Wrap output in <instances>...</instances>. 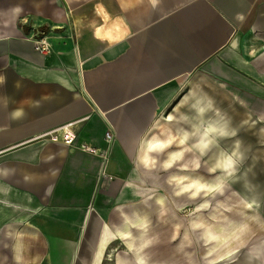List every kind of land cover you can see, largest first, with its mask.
Returning a JSON list of instances; mask_svg holds the SVG:
<instances>
[{"label": "crops", "instance_id": "0c3cea01", "mask_svg": "<svg viewBox=\"0 0 264 264\" xmlns=\"http://www.w3.org/2000/svg\"><path fill=\"white\" fill-rule=\"evenodd\" d=\"M72 3L0 0V264H103L121 230L149 213L144 142L180 128L167 117L191 118L195 98L230 100L264 129V0H99L101 21L75 17L95 29L78 48L64 30ZM42 33L49 54L33 47ZM76 121L77 142L102 155L34 140ZM177 150L153 155H166L162 167Z\"/></svg>", "mask_w": 264, "mask_h": 264}, {"label": "rangeland", "instance_id": "374dc122", "mask_svg": "<svg viewBox=\"0 0 264 264\" xmlns=\"http://www.w3.org/2000/svg\"><path fill=\"white\" fill-rule=\"evenodd\" d=\"M72 1L71 9H77L68 12L64 30L72 35L74 46L78 48L83 47L85 40L94 37L95 29L91 26L77 27L75 17L101 21L92 14L99 0ZM42 34L37 37H42ZM218 105L219 108L214 104L205 119L208 121L219 110L221 116L230 119V127L236 134L221 139L218 147H210L206 155L201 156L206 159L199 161L200 168L188 167L192 172L177 166L164 170L161 162L166 155H159L156 167L148 170L151 189L149 213L141 224L134 225L126 234L117 235L112 247L105 251L103 264H113L112 260L119 257H131L135 261L137 253L133 249L145 239H151V243L140 254L148 258V264H264V129L249 124L246 113L240 114L230 100H220ZM236 119L242 122L235 123ZM165 130L167 128L162 126L154 132ZM237 141L240 142L243 160L223 194L212 192L205 196L203 191L197 197H191L189 193L175 194L178 191L176 185L169 183L174 176H187L205 184H214L216 178L223 174L221 170L210 171L218 150L230 153ZM221 143L226 146H221ZM247 198L256 200L257 205L247 207L250 205ZM202 204L209 206L201 208ZM145 223L146 229L141 227ZM197 223L203 227L193 228L192 225Z\"/></svg>", "mask_w": 264, "mask_h": 264}, {"label": "clouds", "instance_id": "9594fccd", "mask_svg": "<svg viewBox=\"0 0 264 264\" xmlns=\"http://www.w3.org/2000/svg\"><path fill=\"white\" fill-rule=\"evenodd\" d=\"M20 11V9H17ZM126 32L121 33L115 39L118 41L123 39ZM197 117L203 118L206 113L214 108V102L211 98H195L194 103L191 105ZM219 119L205 122L201 119L199 123L191 124L188 127L183 125L189 121V116L185 113H179L178 116L169 115L168 121H177L181 124L180 128L173 130L171 128L163 131L160 135H151L144 142L142 162L144 165L155 167L158 163L159 156L153 155L154 153H163L166 149L171 148L173 145H178L182 150L168 153V159L162 164L165 169L171 168L175 162L183 159L185 153L199 152L200 155H194L190 160L180 164L181 168H188L192 165L194 168H200V156L205 154V151L212 146H219V141L229 136H234L235 130L230 127V119L226 116H220L219 110H216ZM24 115L20 109L14 110L11 113L12 119H20ZM192 141L191 143H189ZM243 160V152L240 150V142L237 141L234 149L229 153L221 151L214 167L210 169L212 172L217 170L222 171V175L216 178L214 184L202 183L199 179H190L187 176H174L169 183H174L178 189L175 193L177 196L189 193L191 197H197L202 191L207 196L209 193L215 192L223 194V191L228 185L230 179L235 176L238 165ZM208 204H202L201 208H207ZM251 207V205H246ZM147 228V224L141 225ZM193 228H202V224H193ZM216 237H212L215 239ZM151 239H145L138 244V247L133 251L137 253L135 264H148V258L140 253L149 246Z\"/></svg>", "mask_w": 264, "mask_h": 264}, {"label": "built area", "instance_id": "2783aa9c", "mask_svg": "<svg viewBox=\"0 0 264 264\" xmlns=\"http://www.w3.org/2000/svg\"><path fill=\"white\" fill-rule=\"evenodd\" d=\"M33 47H35V50L43 55V54H49L52 50L51 43L48 40V37L44 34H42V37L38 38L36 37L33 40ZM79 121H76L75 123H68L65 125H62L61 128L50 130L48 132H45L42 135H39L34 138L35 141L38 142H51L54 144H62L65 146L69 153H75L78 150L90 154V155H102L100 149L92 146L89 143L86 142H77V127ZM113 130H110L105 135V140L109 143L113 139ZM104 161H107L108 156L104 155L102 156Z\"/></svg>", "mask_w": 264, "mask_h": 264}, {"label": "bare ground", "instance_id": "6f19581e", "mask_svg": "<svg viewBox=\"0 0 264 264\" xmlns=\"http://www.w3.org/2000/svg\"><path fill=\"white\" fill-rule=\"evenodd\" d=\"M250 37L252 38V40H255V38L253 37V36H251L250 35ZM249 45H251L252 46V51H251V53H250V56L251 57H254L257 53H258V47H257V45H253L252 43H249ZM259 45V44H258ZM194 102H191L190 103V105H192ZM220 114V113H219ZM206 115V114H205ZM220 116H221V114H220ZM201 119L203 120V121H205V122H211L212 120H216V119H219V116H217V114H216V112H215V114H214V116L211 118V119H209L208 118V121L205 119V116L203 117V118H200V117H197L196 116V114H194V115H192V117L191 118H189V121L191 122V124H195V123H199L200 121H201ZM191 142V141H190ZM208 150V149H207ZM207 150L205 151V154L203 155V156H205L206 155V152H207ZM221 151H223V150H218V152H217V154H216V158H215V161L213 162V167H214V165H215V163H216V161H217V159L219 158V155H220V153H221ZM197 153H199L198 151H197ZM152 168V167H151ZM150 169V168H149ZM164 169V168H163ZM164 170H166V169H164ZM134 187V186H133ZM162 199V198H161ZM247 200H249V204L251 205V206H254V205H257V201L256 200H253V199H250V198H247ZM162 203V202H161ZM165 206V205H164ZM163 208V207H162ZM252 210V209H251ZM160 211V210H159ZM251 215V214H250ZM249 216V215H248ZM131 218H133V217H131ZM250 218H252V217H250ZM134 219H136V217L134 218ZM253 219V218H252ZM133 220V219H132ZM131 220V221H132ZM142 221V219H138V220H136L135 221V223L133 224V225H139L140 223H142L141 222ZM248 221V220H247ZM243 225V224H242ZM240 228V227H239ZM238 228V229H239ZM242 228H244V227H242ZM127 229H129V226L127 225V228H126V231H127ZM121 230V229H120ZM119 231V230H118ZM122 231L123 230H121V232H120V234H122ZM228 231H230V230H228ZM235 232V231H234ZM119 235V234H118ZM108 236V235H107ZM106 236V237H107ZM241 238V237H240ZM231 240V239H230ZM230 240L228 241V242H230ZM233 242V241H232ZM231 242V243H232ZM120 246V245H119ZM110 248V247H109ZM107 250V249H106ZM231 250V249H230ZM229 250V251H230ZM115 251V250H114ZM225 251V250H224ZM228 251V250H227ZM115 253V252H114ZM235 253V252H234ZM104 256V255H103ZM112 257V256H111ZM104 258V257H103ZM126 259V258H125ZM123 257H119L118 258V262H119V264H126V261L127 260H125ZM218 260V259H217ZM219 263V262H218ZM96 264V263H95Z\"/></svg>", "mask_w": 264, "mask_h": 264}]
</instances>
